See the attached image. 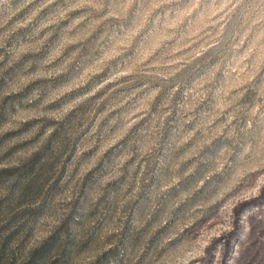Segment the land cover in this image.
<instances>
[{"label":"rangeland","instance_id":"374dc122","mask_svg":"<svg viewBox=\"0 0 264 264\" xmlns=\"http://www.w3.org/2000/svg\"><path fill=\"white\" fill-rule=\"evenodd\" d=\"M74 3L0 0V264H264V144L213 86L264 82V37L210 55L205 13L137 40Z\"/></svg>","mask_w":264,"mask_h":264},{"label":"clouds","instance_id":"9594fccd","mask_svg":"<svg viewBox=\"0 0 264 264\" xmlns=\"http://www.w3.org/2000/svg\"><path fill=\"white\" fill-rule=\"evenodd\" d=\"M213 2L215 7L211 9L205 7L208 0H75L73 7H86L90 15L99 17V23L112 22L117 26L123 24L122 34H130L137 40L146 36L149 31L153 34L163 31L175 36L182 25L193 24L201 13H205L204 19L209 24L220 21L217 27L223 28L219 37L209 44L212 50L210 55L219 49L226 54L236 55L238 50L234 45L237 44L238 37L240 40L256 34L264 37V0H213ZM133 9L135 15L129 18V12ZM164 12L168 13L167 17H163ZM209 12L215 14L214 19L208 14ZM197 26L202 27V25ZM108 39L102 37L105 47ZM148 44L149 41L146 40L145 46ZM101 51L103 52V49ZM217 70L209 65L204 79L212 84ZM128 74L118 71L112 79ZM228 84H231V78ZM213 86L217 90V95L231 108L233 120L248 118L249 123L243 126L238 124L241 134L247 137L258 131L264 144V113L260 112V109L253 111L255 103L264 107V82H257L255 75L247 76L240 84L229 87L227 95L224 92L227 85L217 81ZM248 91H252L255 96L254 104L243 103V97ZM257 116L258 130L253 127V118Z\"/></svg>","mask_w":264,"mask_h":264}]
</instances>
